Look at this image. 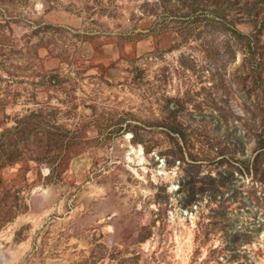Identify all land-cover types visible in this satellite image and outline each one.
Listing matches in <instances>:
<instances>
[{
  "label": "rangeland",
  "instance_id": "1",
  "mask_svg": "<svg viewBox=\"0 0 264 264\" xmlns=\"http://www.w3.org/2000/svg\"><path fill=\"white\" fill-rule=\"evenodd\" d=\"M0 264H264V0H0Z\"/></svg>",
  "mask_w": 264,
  "mask_h": 264
}]
</instances>
